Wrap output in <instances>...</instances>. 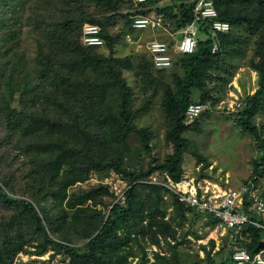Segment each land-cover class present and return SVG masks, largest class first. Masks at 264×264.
Segmentation results:
<instances>
[{
	"label": "trees",
	"instance_id": "trees-1",
	"mask_svg": "<svg viewBox=\"0 0 264 264\" xmlns=\"http://www.w3.org/2000/svg\"><path fill=\"white\" fill-rule=\"evenodd\" d=\"M96 1L97 7L105 11L115 8L114 0ZM169 1V4L161 6V0H148L145 5L157 8L158 12L162 10V13L155 14H163L166 19L169 17L164 12L173 14L170 17L176 23L173 30L180 31L194 18L193 4ZM131 5V9L124 13L130 20L135 12L133 1ZM236 6L241 8L236 10ZM215 7L218 19L229 22L230 30L218 32L215 37L210 25L200 22L197 49L193 53L175 55L173 64L180 65L186 73L184 77L177 76L176 91L168 89L162 100V107L170 120L167 136L174 145V151L142 171L129 169L124 164L130 153L129 137L131 133H137L145 148L151 151L152 148L145 142L151 137V132L134 124L132 89L124 77V70L133 68V63L130 57L115 55V41L111 36L102 35L101 30L100 35L109 37V41L100 46H86L79 39L80 27L71 19L42 23L40 29L44 36L39 38L33 61L35 74L27 76L23 70L25 75L21 77L20 59L8 68L6 65L0 67V79L6 86L2 97L12 99L14 93L22 92L27 98L31 94V99L25 100L28 106H24V111L9 104L14 114L8 121L12 125L7 126L13 134L20 133V144L29 156L27 164L33 167L24 175L33 181L29 193L38 203L47 200V197L57 198L56 206L41 215L32 201L13 195L17 194L13 185L0 182V200L13 212L0 221V264H13L18 253L35 241H39V253H45L50 248L56 253H65L70 257L69 264H110L107 256L115 248L111 238L116 230L128 224L129 216L138 213L142 221L150 218L147 226L152 229L156 217L166 214L161 204L163 191L172 194L182 220H187L189 213L201 217L202 214L185 207L169 189L147 181L154 175L164 176L166 173L175 181L186 176L182 168L183 155L189 145L188 138L183 136L188 128L186 108L190 99L198 96L197 90L202 89L208 70L219 66L221 54L229 46L228 40L235 42L240 30H244L247 37L257 36L259 63L255 65V70L261 87L255 94L244 96L238 120L243 129L254 134L261 151L252 162V174L262 172L264 137L252 118L258 98L264 92V0H215ZM85 17L89 16L85 14ZM89 20L97 21L95 18ZM2 23L0 21L1 28H6ZM127 31H131L130 26ZM215 44L219 47L214 52ZM105 46L108 54L95 48ZM28 64L30 61L25 59L23 65L29 67ZM151 65L154 69H165L155 67L152 61ZM149 78L157 80L150 74ZM21 120L27 123L25 132L16 127ZM24 133L26 139L22 138ZM105 169H113L128 179L124 198H118L108 218L89 200L111 195L109 185L95 186L72 193V196L67 193V189L77 182L87 180L92 171ZM42 191L44 199L38 197ZM154 193L157 199L153 197ZM130 223L138 229L136 218ZM251 230L253 239L247 247L254 251L264 245V231ZM80 240L85 241L83 246L76 245ZM231 260L232 253L229 261H222L221 264H235Z\"/></svg>",
	"mask_w": 264,
	"mask_h": 264
},
{
	"label": "rangeland",
	"instance_id": "rangeland-1",
	"mask_svg": "<svg viewBox=\"0 0 264 264\" xmlns=\"http://www.w3.org/2000/svg\"><path fill=\"white\" fill-rule=\"evenodd\" d=\"M132 1L114 0L115 8L105 11L97 7L96 0H7L5 4V0H0V21L6 26V28L0 26V67L6 65L8 68L18 59L25 64L27 59L30 61L29 67H25L20 62L19 75L24 78L25 74L27 76L35 74L33 61L39 38L44 36L40 29L42 23L71 19L80 27L81 41L85 24L99 25L103 31L102 35L107 34L115 41V55L130 57L133 63V68L124 70V77L132 89L131 110L134 124L137 128L145 127L151 132V137L145 142L152 148L151 151L146 149L144 141L137 133L130 134V153L124 164L138 172L147 169L151 163L162 161L168 153L174 151V145L167 136L170 120L164 112L162 100L168 89L176 91V78L184 77L186 71L178 64H172L164 70L154 69L152 65L150 67L151 55L146 50L143 40L156 35L159 39L171 41L173 37L164 30L147 31L142 37L141 44H138V41L136 43L126 41L125 36L131 20L124 13L131 9ZM161 1V6L170 3L169 0ZM240 8V6L235 7L236 10ZM141 11L148 15L163 12L160 9L158 12L157 8L147 5L142 6ZM85 14L89 17L86 18ZM164 14L169 18L173 16L170 12ZM91 18L97 21L91 22L89 20ZM174 25L176 23H173ZM10 32L13 34L9 35ZM238 35L240 36L235 42L228 40L229 46L223 50L219 66L208 70L202 89L197 90L198 96L190 99V102H193L206 98L209 108L197 120L185 119L188 128L183 136L188 138L189 145L183 155L182 168L184 175L195 176L198 179L206 178L227 188L238 187L256 175L264 191V164L261 173L252 174V162L261 154L259 144L254 134L243 129L238 120V113L244 106V96L255 94L261 87L255 70V65L259 63L256 54L257 36L247 37L244 30H240ZM102 37L106 43L109 41V37ZM95 48L105 54L109 53L106 46ZM149 74L157 77V80L151 81ZM5 88V84L0 79V182H9L13 185L17 191V194L13 195L29 199L35 204L37 211L44 215L47 209L56 206L57 198L47 197V200L38 203L33 198V194L30 195L29 190L33 181L24 175L33 167L27 164L29 156L20 144V133L13 134L7 128L11 124L8 122L9 117L14 114L9 109V104L24 111V106H28L25 100L31 99V94L29 93L26 98L23 97L22 92H17L10 99L8 96L2 97ZM234 92L240 95L243 104L237 110L228 108L234 100L232 97ZM27 110L32 111L28 108ZM252 121L264 137V92L258 98ZM25 126L27 123L22 120L16 125L20 131H24ZM25 135L24 133L23 139H26ZM199 167L201 170H198ZM157 176L160 180L163 179V175ZM99 185H109L112 194L110 193L108 197H96L89 200V203L102 209L108 218L111 208L118 201L119 191H124L128 186V179L122 174L113 169L92 171L87 180L77 182L67 189V193L72 196V193L89 190ZM163 192L161 204L166 214L156 217L152 229L147 226L150 218L142 221L138 213L129 216L128 224L116 230V234L114 233L111 238L115 242V248L108 253V262L110 264H221L222 261H229L234 245L227 236L207 231L202 216L189 213L188 219L182 220L179 211H176L172 194ZM38 197L44 199V192L42 191ZM153 197L157 199L158 196L154 193ZM68 198L69 196L64 200V205ZM12 213L9 206L0 200V221L5 220ZM135 218L139 221L138 229L130 223ZM84 243L85 241L80 240L76 245L83 246ZM39 245V241L26 245L18 253L13 264L70 263L68 255L56 253L51 248L45 253H39L41 250Z\"/></svg>",
	"mask_w": 264,
	"mask_h": 264
},
{
	"label": "built area",
	"instance_id": "built-area-1",
	"mask_svg": "<svg viewBox=\"0 0 264 264\" xmlns=\"http://www.w3.org/2000/svg\"><path fill=\"white\" fill-rule=\"evenodd\" d=\"M147 1L133 0L135 12L131 14L129 25L131 31H127L125 38L128 43L138 41L137 43L141 44L142 37L147 31L164 30L169 33L173 37L171 41L159 39L156 35L145 39L147 41L143 40L157 68H168L172 66L175 55L193 53L197 49L200 22L208 23L215 37L218 32L230 30L229 22L218 19L215 0H179L180 3L193 4L191 10L194 15L180 31L173 30V20L166 19L163 14L148 15L142 11L138 12ZM82 31V41L85 45L100 46L105 43L100 35L99 25L85 24ZM218 47L219 45L215 44L213 51L215 52ZM232 94L234 100L227 106L237 110L242 105V100L238 93ZM207 108H209L207 102L200 100L190 102L186 108L187 120H197ZM198 170H201L200 167ZM147 182L169 189L185 207L202 214L207 231L226 235L234 245L232 259L235 264H264V245L254 251L247 247V243L253 239L251 228L264 231V191L256 175L238 187L228 188L222 187L218 182L206 178L198 179L191 175L175 181L167 173L162 180L154 175ZM124 191H119V198H124ZM215 239L217 240V237Z\"/></svg>",
	"mask_w": 264,
	"mask_h": 264
},
{
	"label": "crops",
	"instance_id": "crops-1",
	"mask_svg": "<svg viewBox=\"0 0 264 264\" xmlns=\"http://www.w3.org/2000/svg\"><path fill=\"white\" fill-rule=\"evenodd\" d=\"M239 91H240V89H239Z\"/></svg>",
	"mask_w": 264,
	"mask_h": 264
}]
</instances>
